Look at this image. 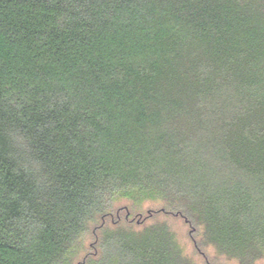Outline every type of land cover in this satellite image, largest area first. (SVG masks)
<instances>
[{"label": "trees", "instance_id": "obj_1", "mask_svg": "<svg viewBox=\"0 0 264 264\" xmlns=\"http://www.w3.org/2000/svg\"><path fill=\"white\" fill-rule=\"evenodd\" d=\"M156 214L264 260V0H0V264H192Z\"/></svg>", "mask_w": 264, "mask_h": 264}, {"label": "rangeland", "instance_id": "obj_2", "mask_svg": "<svg viewBox=\"0 0 264 264\" xmlns=\"http://www.w3.org/2000/svg\"><path fill=\"white\" fill-rule=\"evenodd\" d=\"M127 206L128 203L126 202H121L117 205L118 208L127 207ZM160 209H161V204L159 203H147L143 205V207L138 213L142 214V216L145 217L147 211L157 212L160 211ZM124 214L125 213L121 214L122 218L124 217ZM155 222L167 223L171 231L175 234L177 243L181 248L183 255L192 264H239L235 260H228L224 257L216 256V253L212 247L197 248L196 246H194L193 241L196 243V240L199 239L198 235L195 232V229L185 224V222L182 219L175 218L172 216H166L165 214H156L152 218L146 220L144 224L149 225ZM192 230L193 232L190 235V232ZM254 264H264V260H259Z\"/></svg>", "mask_w": 264, "mask_h": 264}, {"label": "water", "instance_id": "obj_3", "mask_svg": "<svg viewBox=\"0 0 264 264\" xmlns=\"http://www.w3.org/2000/svg\"><path fill=\"white\" fill-rule=\"evenodd\" d=\"M125 211H126V218H128V216H129V212L127 211V209H125ZM161 212H164V210H161ZM153 213L151 212V211H147V216H151ZM175 216H178V215H175ZM184 222L186 223V224H188V221L187 220H184ZM137 223H139V221H137ZM189 225V224H188ZM192 232H193V230L190 232V235L192 234ZM193 243H194V246H196V244H195V242L193 241Z\"/></svg>", "mask_w": 264, "mask_h": 264}]
</instances>
